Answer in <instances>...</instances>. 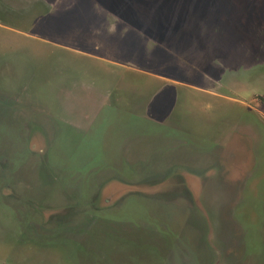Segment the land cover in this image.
<instances>
[{"label": "rangeland", "instance_id": "1", "mask_svg": "<svg viewBox=\"0 0 264 264\" xmlns=\"http://www.w3.org/2000/svg\"><path fill=\"white\" fill-rule=\"evenodd\" d=\"M0 264H264V0H0Z\"/></svg>", "mask_w": 264, "mask_h": 264}, {"label": "trees", "instance_id": "2", "mask_svg": "<svg viewBox=\"0 0 264 264\" xmlns=\"http://www.w3.org/2000/svg\"><path fill=\"white\" fill-rule=\"evenodd\" d=\"M5 128H7V127H5ZM22 157V156H21ZM21 157H20V159H21Z\"/></svg>", "mask_w": 264, "mask_h": 264}]
</instances>
